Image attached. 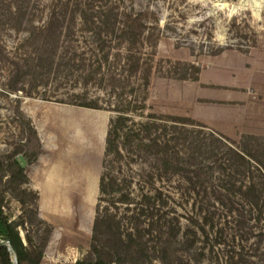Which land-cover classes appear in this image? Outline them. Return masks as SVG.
<instances>
[{"label":"trees","instance_id":"1","mask_svg":"<svg viewBox=\"0 0 264 264\" xmlns=\"http://www.w3.org/2000/svg\"><path fill=\"white\" fill-rule=\"evenodd\" d=\"M134 1L0 0V35L23 32L13 42V51L0 43L11 90L31 95L63 70L60 78L73 77L82 90L54 101L114 113L98 178L91 235L95 259L74 264H134L126 259L134 247L153 251L164 264L173 257L180 260V253L189 264H201L209 242L217 264H264V248L254 260V254H245L242 242L253 239L256 251L264 244V169L234 140L198 120L147 112L155 50L145 46L155 47L152 26L157 21L149 22L148 8ZM26 81L30 86L25 90ZM90 87L101 94H90ZM48 92L43 88V99L52 97ZM35 138L23 146L31 159L40 153ZM17 153L0 159V264H42L43 249L25 228L23 215L12 218L7 212L4 179L5 185L15 177L21 185L29 183L27 170L15 159ZM145 177L151 188L139 186L136 194L131 188L134 179ZM171 177L177 178L176 189L190 204L186 226L155 185ZM230 219L241 231L239 250L224 240L226 228L220 227ZM104 243H116L117 250L106 252ZM215 244L223 245L221 251Z\"/></svg>","mask_w":264,"mask_h":264},{"label":"rangeland","instance_id":"2","mask_svg":"<svg viewBox=\"0 0 264 264\" xmlns=\"http://www.w3.org/2000/svg\"><path fill=\"white\" fill-rule=\"evenodd\" d=\"M134 2L142 4L144 9L148 8L149 22L155 25L153 20L157 21V25L152 26L156 29L155 47L145 46L147 50H155L147 112L190 117L183 114L187 104L184 103L185 91L181 86L185 84L183 82L193 80L197 76V70L215 62L207 70V74L216 81H229L232 76L239 75L242 84L248 74V83L253 84L250 101L253 105L256 104L253 116L258 122L257 130L264 133V0ZM218 2L225 3L226 6L217 9ZM22 34L23 32L16 34L3 31L0 43L4 44L6 51H13V42ZM9 74L8 63L0 59V159L4 160L15 151H18L15 157L22 154L27 160L24 167L27 176L31 171L34 173L39 189H33L29 183L19 184L16 177L5 185L4 179L2 187L8 191L10 202L7 212L12 218L23 215L27 221L25 228L34 242L43 249L42 264H74L78 259L94 260L91 235L99 195L98 178L103 160L104 139L114 113L54 101L55 98H66L71 92L82 90L73 77L70 80L60 78L64 74L63 70L58 76L50 77L47 84L43 83L44 85L32 90L31 95L21 89L11 90L9 86L13 82L9 80ZM22 84L25 90L30 86L27 81ZM43 88L50 92L48 94L52 97L49 100L42 98ZM89 90L92 95L101 94L94 87ZM242 92L243 90L240 93ZM220 95L227 97L223 92H219L218 96ZM238 99L239 97L228 104L239 109L242 101ZM190 111L208 119L215 128L198 121L234 140L239 149L264 169V141L253 144L259 156L256 158L243 150L238 138L232 137L226 129L234 122L244 126L237 118L238 111L209 103L194 106ZM29 125L36 130L37 136L29 131ZM30 137L32 142L37 137L40 145V153L34 159H31L29 153L25 154L23 147ZM46 180L49 182L48 196L43 195L46 192L43 188ZM177 184L176 177L155 182L170 208L176 210L182 225L186 226L190 204L177 191ZM139 186L146 191L151 188L147 177L138 181L134 179L131 188L136 194L139 193ZM20 200L24 202L21 203ZM220 227L226 228L224 240L239 250L241 231L237 225L231 221ZM217 229L215 227V231ZM20 232L25 240V231L21 228ZM214 235L212 231L211 240ZM242 242L247 252L245 254H254V260L261 256L264 244L256 251L253 250V239ZM204 247L205 257L201 259V264H217L211 254V243ZM216 248L221 251L223 245H217ZM104 250L114 253L117 245L104 243ZM131 252L132 256H126L127 263L164 264L153 251H138L134 247ZM179 257L180 260L173 257L168 264L190 263L182 253ZM221 264H224L223 260Z\"/></svg>","mask_w":264,"mask_h":264},{"label":"crops","instance_id":"3","mask_svg":"<svg viewBox=\"0 0 264 264\" xmlns=\"http://www.w3.org/2000/svg\"><path fill=\"white\" fill-rule=\"evenodd\" d=\"M214 65L215 62H213V64L209 65L208 67L202 68L198 72L196 79L183 82L185 84H182L181 87L185 91L184 98H186V100L184 103L187 104V107L184 110L183 114H186L197 120L203 121L208 125L214 127L208 119H206L199 113L190 111V108H193L194 106H199L200 104L205 105L209 103L215 104L225 109H235L239 113V116H237L238 120H241V123H243L244 126L239 122H234L232 125H230V128L226 129H228L229 134L232 137L238 138L241 144V148L243 150L257 158L259 156L256 151V147L253 144H258L260 143V141H264V133H261L257 130L258 122L255 116H253V111L255 109L254 106L256 105L255 103V105H253V102L250 101V89L253 84L248 83V74H246L247 77L245 76V82L242 81V84L240 83L241 78H239V75L232 76V79H230L229 81L221 79L216 81L214 79H211L210 76L207 74V70L211 69V67H213ZM237 89H240V91ZM242 90L243 92L241 94L240 92ZM219 92L226 93L227 97L221 95L218 96ZM235 92L238 94L234 95ZM238 97V100H240V102H243H241L239 109L235 108L233 104H228L236 101ZM33 174L34 173L31 171L28 176L29 185L33 189H39L38 185L35 183ZM48 183V180H46L45 185L43 186V188L46 190V192L43 193V195L45 196H48L50 194L48 191Z\"/></svg>","mask_w":264,"mask_h":264},{"label":"water","instance_id":"4","mask_svg":"<svg viewBox=\"0 0 264 264\" xmlns=\"http://www.w3.org/2000/svg\"><path fill=\"white\" fill-rule=\"evenodd\" d=\"M225 7L226 6V4L225 3H222V2H218L217 4H216V8L217 9H219V8H221V7ZM15 159H16V161L19 163V165L21 166V167H25L26 165H27V160H26V158L22 155V154H19V155H17L16 157H15Z\"/></svg>","mask_w":264,"mask_h":264},{"label":"built area","instance_id":"5","mask_svg":"<svg viewBox=\"0 0 264 264\" xmlns=\"http://www.w3.org/2000/svg\"><path fill=\"white\" fill-rule=\"evenodd\" d=\"M2 242V240L0 239V243Z\"/></svg>","mask_w":264,"mask_h":264},{"label":"bare ground","instance_id":"6","mask_svg":"<svg viewBox=\"0 0 264 264\" xmlns=\"http://www.w3.org/2000/svg\"><path fill=\"white\" fill-rule=\"evenodd\" d=\"M244 3V2H243Z\"/></svg>","mask_w":264,"mask_h":264}]
</instances>
